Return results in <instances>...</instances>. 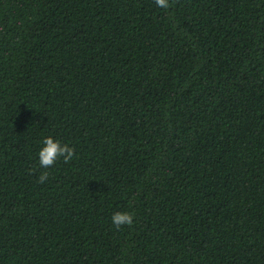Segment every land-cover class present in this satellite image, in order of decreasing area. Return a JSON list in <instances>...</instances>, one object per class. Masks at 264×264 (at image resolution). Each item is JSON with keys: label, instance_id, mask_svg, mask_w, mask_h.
I'll return each mask as SVG.
<instances>
[{"label": "trees", "instance_id": "trees-1", "mask_svg": "<svg viewBox=\"0 0 264 264\" xmlns=\"http://www.w3.org/2000/svg\"><path fill=\"white\" fill-rule=\"evenodd\" d=\"M0 264H264V0H0Z\"/></svg>", "mask_w": 264, "mask_h": 264}, {"label": "clouds", "instance_id": "clouds-1", "mask_svg": "<svg viewBox=\"0 0 264 264\" xmlns=\"http://www.w3.org/2000/svg\"><path fill=\"white\" fill-rule=\"evenodd\" d=\"M155 3L157 7L167 10L172 7L173 0H155ZM42 143L44 146L39 151L38 156L39 166L43 169L51 168L60 158H63L64 163H69L76 154L75 148L69 147L68 144L62 143L53 136L45 137ZM48 178L49 173L44 171L38 177V182L43 184ZM112 222L117 229H120L124 225L131 226L134 222L133 214L130 212H116L112 215Z\"/></svg>", "mask_w": 264, "mask_h": 264}]
</instances>
